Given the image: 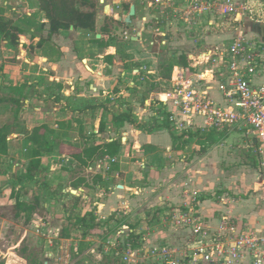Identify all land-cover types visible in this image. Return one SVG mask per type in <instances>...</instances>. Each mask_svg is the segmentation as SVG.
I'll return each mask as SVG.
<instances>
[{
	"label": "rangeland",
	"instance_id": "374dc122",
	"mask_svg": "<svg viewBox=\"0 0 264 264\" xmlns=\"http://www.w3.org/2000/svg\"><path fill=\"white\" fill-rule=\"evenodd\" d=\"M108 1L109 0H105V3ZM97 5L101 8L99 2ZM32 7H34V4L29 0H0V14L14 21L23 14L29 16L34 13L31 11ZM152 9V7L149 8L150 11H155ZM101 17V21H103L105 14L101 15ZM178 28H180V25L174 23L170 29L171 40L165 48L167 49L166 52L160 51L159 54L156 55L158 66L166 65L167 59L170 57L168 53H171L172 56L174 54L175 58L183 52L191 53L192 49L189 48V43L193 44V47L195 45L196 50L201 47L200 44L197 43L198 45H196L193 43L194 39L191 37L188 30H185V32L183 31L184 29L180 31ZM110 33L114 35L112 42H110V46L113 50L116 51L119 48L121 49L123 43L131 44L129 41L123 40L124 32H121V29H116V31L112 29ZM23 35L24 38H21V43L26 45L30 44V33L27 32ZM146 37L150 38L151 36L146 34ZM77 39L79 44L83 41V37H77ZM122 49L124 50V47ZM109 50L111 51V49H107L106 51L100 52V58L109 53ZM25 54L26 53L19 54L18 50L8 46L6 43L1 44V97H10L14 95L8 89L14 82L26 81L31 77H35L32 76L33 72L30 71L31 61L28 60ZM25 59L26 61H24ZM143 64L147 66L145 62ZM138 65H142V62H139ZM133 79L134 75L130 73L127 82L133 81L139 90L135 93L127 92L124 97L115 99L114 103L111 102V88L108 89L110 92H107V95V90H103L104 96L98 101H101V104L104 105L106 102H102V99L109 100L108 107L111 117L125 112L127 108L124 104L125 100L133 104V111L136 112L139 107L137 93L140 91L146 92L147 89L151 87V84L155 83L150 82L152 78H145L144 80L137 78L135 80ZM39 83L42 88L37 95L35 94L34 86H31L30 89L27 88L26 99H34V101L32 104H28L24 100L17 118L13 117V107L11 105H0V126H10V134L7 138L9 142L8 155L0 158V264H28V261L30 264L99 263L96 256L94 258V256L88 253L90 249H93L95 253L101 254L99 255L101 259L107 255L109 261L106 264H113L112 261H110L113 259V252L108 250L109 248L105 249L104 247L106 235L103 229L105 226L91 228L95 222L94 220L90 222L89 216H84L86 217L85 223H81L80 220L82 218H80V215H82V212L73 211V207H71L72 211L69 213V216L63 214V208L61 207L59 199L62 198L61 196L69 197L71 195L70 192L65 189L64 185H67L71 179L82 173L81 170L80 172L78 171L79 168L75 167V163L72 162L73 164L71 166L67 163L69 158L72 157L66 151L60 154L56 150L55 153L47 155L49 157L43 156V160L41 159V161L44 168L40 169L35 180H21L27 162L24 161L22 157V138H17L15 134L23 133V131L28 132V124H44L42 122L46 121L48 117V114H45V109L52 111V108L55 106L54 103H45L44 99H53L52 97L55 95H58V99H74L75 95L73 93L77 92L70 91L69 98H66L64 95L61 96L56 86H49L51 83H57L55 77H51L49 80L47 78L42 79ZM125 86L122 85L120 87L125 89ZM165 86L166 85L162 81H159L156 82V85L154 84L153 89L158 93L161 92ZM108 94L110 96H108ZM61 105L63 104L60 103L58 106ZM84 107L91 108L90 105L81 106V108ZM153 110L155 111L154 104ZM55 128L56 125L53 129ZM93 128L98 129L97 126ZM88 129L90 135H92L91 127L88 126ZM175 134L177 133L175 132ZM69 135L68 138L70 141H62V143L77 148L75 146L78 141L74 140L75 134L70 132ZM214 139L217 142L213 146H208L198 135L190 138L186 141V144L183 145L182 154L177 156L175 161H173V167L169 169V171L166 170L171 174L168 177L165 176L166 182L170 180V185L173 184L170 190L171 192L173 191L171 196H176L177 200L165 203L166 205L162 207L159 205L143 206L142 202L134 201L128 206L130 209V219H123L117 222L114 221L115 223L112 222L110 224L111 229L109 225H107L105 229L108 231L111 230L112 235H118V233H116L117 231H127L130 229V226L136 225V231L142 233L146 222L140 218L141 214L145 216L154 210L162 211L167 205L178 203L179 199H181L186 192L197 193L198 200L200 201V210L205 214L217 215L223 211L229 212L233 210V212H238V215L240 214L238 217L241 219L243 218V220L248 223H250L251 218L256 221L262 219L264 216V201H262L261 189L264 184V168L260 166L258 158L255 156L252 136L242 130L225 134H216ZM202 149L205 150L204 153L201 152ZM57 153L61 157H57ZM99 157L100 155L96 158V166L93 169L92 175L98 172H104V174L107 172L105 166H101L100 168L97 167V163L101 158ZM60 163L65 167L69 165L72 172H65L61 168ZM51 164H54L52 166L53 170H49ZM164 168L166 169V167L162 169ZM89 170L91 169H88V173H91ZM69 173L72 174L69 175ZM159 173L160 175L163 174L162 170ZM154 176L156 175H150V178H152L150 181L154 182L158 179ZM164 182L165 181L162 180L160 184ZM63 190L68 192H61ZM72 190H74L72 196L78 195V191L75 189ZM16 193L20 195L21 201L31 203L35 197H38L40 200V207H38L33 220L28 225H25L22 219H17L13 215V195ZM96 198L97 197L94 196L92 200L94 201ZM69 199L70 198H67V203L73 201L72 198ZM126 204L128 205L127 201H124L122 209ZM91 208L92 207L88 208L85 206L82 211H84V209L90 211ZM160 220L159 217H156L149 223L153 227L152 231H154V234H156L157 230L168 232L167 229H165V223ZM61 229L68 231L73 241L66 242V240H58V234ZM169 233L171 235V232ZM114 240L115 238L113 241ZM75 247L78 248V251L80 247L82 248L81 255H76L77 252L73 250Z\"/></svg>",
	"mask_w": 264,
	"mask_h": 264
},
{
	"label": "crops",
	"instance_id": "0c3cea01",
	"mask_svg": "<svg viewBox=\"0 0 264 264\" xmlns=\"http://www.w3.org/2000/svg\"><path fill=\"white\" fill-rule=\"evenodd\" d=\"M121 1L122 4L118 10V15H122L125 11H129L125 10V5H129V9L130 6L133 5L135 7V14L131 18L130 24L118 21L122 22L123 25H113L114 27L111 29H114L115 31L116 29H121V32L128 33L129 39L125 40L123 38V40H129L131 44L129 45L128 43H125V54L130 56L133 61L135 60L134 62L137 66H139V62H142V64L145 62L147 67L151 68L154 73L147 76V79L152 78L150 82H155L154 84L156 85V82L165 80L159 73L160 66L157 64L156 55L159 54L160 51L166 52L167 50L165 47L162 48L156 45H150L153 37L150 29L154 26L151 18L158 14L156 11H150L137 1ZM170 1H172L177 7H184L190 0ZM33 4L34 7L31 8V11L34 13L29 16H35L36 14L35 18L37 22L46 23L47 20L45 19L44 13L39 12L36 9L35 2H33ZM255 7V12L258 17L254 18L249 17L248 15L237 17L238 20H235L234 17H217L214 15L203 16L201 18V26L199 30L191 32L190 34L194 39L199 35L203 36L202 40L198 43L201 47L196 50V46L194 45L193 47V44L189 43V48L192 49L191 53L183 52L178 56L184 55L187 58V56L191 54H197L204 50H213L216 47L229 45L239 33L243 34L249 40L264 45V0H257ZM102 13L99 9L97 32H95L96 38L101 37L98 33V28L102 25L101 15H104V13ZM114 19L116 20V18ZM174 23L180 25L178 30H186L184 24L181 21L176 20H174L170 26H163L162 30L168 38L167 45L171 40L170 29ZM146 34L151 37H146ZM77 37H83V41H81L80 44L78 43ZM92 39L93 33H78L72 28L69 31H60L59 34L52 36L47 47L35 48L31 53L25 54L28 60L31 61L30 71L33 72L32 76L35 77H31L26 81L14 82L12 86L26 84L29 86V89L31 86H34L35 94L37 95L42 88L40 87V80L45 78L49 80L51 77H55L57 83H51L49 86H56L61 96L64 95L66 98H69L70 91L77 92L73 93L75 95L74 99H58V95L52 97L53 99H44L47 104H55L52 111L45 109V114H48V117L46 121L42 122L44 124H28V132L23 131V133H16L15 136L17 138H22V141H24L33 128L46 125L48 129L54 131L55 134L60 135L61 143L62 141L69 142L70 140L68 137L70 136V132L74 133V140L78 141L75 147L80 150L90 146H99L113 140H121L119 152L114 156L116 162L110 164L109 169L105 174L104 172H98L97 174L92 175V172L94 171L93 169L96 166L97 156L92 161H88L84 166L75 159L73 160L72 158H69L67 163H69L70 166L75 163V167L79 168L78 171L80 172L81 170L82 173L76 175L67 185H64L65 189L71 194L69 197L61 196L62 198L59 199L61 207L63 208V214L66 216L70 215L69 213L72 211L71 207H73V211L75 212H82L80 218L89 216V213L95 218L97 215L108 216L113 210H122V204L124 201H127L128 206L134 201H139L142 202L143 206L159 205L162 207L163 205H166L165 203L177 200L176 196H171L173 191L171 192L170 190L173 187V184L170 185V180L169 182H166L165 176L168 177L171 175L168 171L173 167L172 163L175 161V158L182 154V148L177 147V140H175L174 134L170 129L158 126L160 123L153 116L156 111L153 110L152 103L155 101V96L157 94V91L153 89L154 84H151V87L148 88L146 92L140 91L137 93L139 107L136 112L133 111V104L125 100L124 104L127 107L125 112L130 114L134 124L125 122L122 125H119L114 120L115 117H111L110 115V109L108 107L109 100L102 99V102H106L104 105L98 100L104 96L103 90H107L106 95L107 92H110L108 91L109 88H111L113 94H120L119 98L124 97L127 92H137L139 89H137L138 87L136 84L133 81H129V83L127 82L131 70L136 68V66H132L129 69H123V64L120 62L121 59L117 56L116 51L113 50L111 46L100 49ZM34 40V42H37L38 36L34 37ZM107 49H111V51L109 50V53L100 58L99 53L106 51ZM18 52L19 54L25 53L23 50ZM111 54H115L114 60L116 61V64L112 66L104 60L106 55ZM168 54L170 57L172 56L171 53ZM24 61H26V59ZM261 68V73L254 79V83L257 86L264 84V58L261 62ZM135 79L136 77L134 76L133 80ZM121 84L124 86L126 84L125 89L120 87L122 86ZM209 88L208 95L211 98L220 101V95L216 90L215 84L212 83L209 85ZM108 96L110 95L108 94ZM25 101L28 104H32L34 99H25ZM60 103L63 105L58 106ZM82 105H90L91 108H81ZM100 120L105 124V130L103 133L99 134L96 133L97 129H94L93 127H98ZM59 123H62L63 126L59 127ZM55 125L56 128L53 129ZM88 126L91 127V132L92 135L95 134L94 136L90 135ZM62 145L66 146L67 144L62 143ZM57 157L61 156L57 153ZM53 165L54 164H51L49 170H53ZM60 165L65 172H72L69 165L67 167L63 166L61 163ZM161 167H166V169H162ZM41 168H44L42 161ZM88 169H91L89 170L91 173H88ZM161 170L163 174L160 175L159 172ZM70 174L72 173H69V175ZM154 174L156 175L154 177H157L158 179L152 182L150 181V179H152L150 178V175ZM162 180L165 182L160 184V181ZM75 184H77V189L75 190L78 191V195L72 196L74 193V190L72 189H74ZM68 191L63 190L61 192L67 193ZM94 196L97 198L93 201L92 199ZM66 197L70 199L72 198L73 201L67 203L68 200ZM174 204L176 203H173L172 205ZM85 206L92 208L91 210L88 209L90 211H87V209L82 211ZM229 212L233 217L243 220V218L241 219L238 217L240 215H238V212H233V210ZM143 215L141 214L140 218H142ZM205 215L211 216L208 214ZM111 219L113 221V218L110 217L109 224L112 222ZM123 219H130V215L128 214ZM262 219L256 221L251 218L249 224L253 228L260 229L263 226ZM132 227L133 229H137L136 225H132ZM60 232L58 235H60ZM175 237L173 238L172 234L170 235L169 232L159 230H157L156 234H153L154 239L162 241L169 240L175 242L177 240ZM57 239L60 241L66 240V242L73 241L71 236L67 239L60 237Z\"/></svg>",
	"mask_w": 264,
	"mask_h": 264
},
{
	"label": "built area",
	"instance_id": "2783aa9c",
	"mask_svg": "<svg viewBox=\"0 0 264 264\" xmlns=\"http://www.w3.org/2000/svg\"><path fill=\"white\" fill-rule=\"evenodd\" d=\"M97 1L101 5L98 9L107 17L114 19L118 15L121 0ZM133 1L157 12L151 18L154 26L150 29L153 34L150 45L162 48H166L168 41L162 27L170 26L174 20L181 21L191 34L199 30L201 18L206 15L235 20L246 15L258 17L257 0H190L184 7H177L170 0ZM111 37H114L112 33ZM123 38L129 39L128 33L124 32ZM202 38L193 37V43H199ZM263 58L264 45L241 33L227 46L188 55L187 65H174L170 78L162 81L166 86L155 96L153 116L159 122H167L182 141L189 140L190 133L225 134L243 130L252 136L255 156L264 168V84L254 83L262 71ZM131 73L140 80L154 74L144 64ZM212 83L220 101L208 95ZM119 96L111 92V102ZM114 162L115 157L104 156L97 167L105 166L108 170ZM261 191L264 201V184ZM199 202L196 192L184 193L178 203L143 216L141 219L146 223L142 233L130 228L112 235L111 230L105 229L107 225L110 227L107 223L110 217L112 222H117L129 214L127 204L108 216L97 215L94 222L99 227L105 226L104 247L118 258V264H264V216L262 228L257 229L227 211L207 216L201 212ZM156 217L165 223L173 238L176 235L175 242L153 238L149 223ZM73 250L77 252L78 248ZM88 253L95 251L90 249ZM99 257L96 256L98 261Z\"/></svg>",
	"mask_w": 264,
	"mask_h": 264
},
{
	"label": "trees",
	"instance_id": "16d2710c",
	"mask_svg": "<svg viewBox=\"0 0 264 264\" xmlns=\"http://www.w3.org/2000/svg\"><path fill=\"white\" fill-rule=\"evenodd\" d=\"M36 4V9L39 12L44 13L46 23H39L36 21L34 15L27 16L25 14L21 15L17 20H13L0 14V46L2 43H6L8 46L15 48L20 51L23 50L25 53H31L35 48H44L48 46L49 41L52 36L59 34L60 31H69L71 27L74 31L78 33H93V42H95L100 49L108 48L110 42H112L111 28L113 25H123L122 22H118L113 18L107 16L104 17L102 25L98 28V33L101 36L96 38L95 32H97V20L99 15L98 1L97 0H29ZM125 10H129V5L124 6ZM30 33L31 43L26 45L21 43V38H24V33ZM35 33V34H34ZM45 33V35H44ZM95 34V35H94ZM38 36L37 42H34V37ZM129 41V40H128ZM130 42V41H129ZM35 43V44H34ZM125 43L121 45V49L116 50L117 56L121 59L122 68L129 69L130 67H137V64L133 61L130 56H127L122 49ZM20 48V49H19ZM115 54L106 55L104 60L107 61L109 65H115L114 60ZM174 65H187V58L184 55H180L177 58L170 57L167 59L166 65H161L160 75L164 79H169L172 73V68ZM26 84L21 85H11L8 87L9 91L13 93L10 97L0 96V105H11L13 107V117L17 118L19 112L23 106V102L26 99ZM56 98V97H55ZM114 120L122 125L125 122L134 124L131 116L128 112L120 113L115 116ZM164 128L172 129L167 122H159ZM63 126L62 123L58 125ZM105 130V124L102 120L99 121L98 129L96 133H103ZM173 133V132H172ZM10 134V126L2 125L0 126V158L8 155L9 142L8 136ZM93 134L92 136H94ZM195 135L200 136L202 140L207 143L208 146H213L217 141L214 139L216 133H190V138ZM218 135V134H217ZM178 140V148H183L186 141H182L181 136L176 137ZM121 146V140H113L111 142L103 143L99 146H90L83 150L71 147L70 145H62L60 140V135L55 134L54 131L48 129L46 125H41L33 128L27 135L26 139L23 141V160L26 161V166L24 169V174L21 180L34 181L37 173L41 169V158L43 156L51 155L58 151L62 154L66 151L73 159L79 162L81 165H86L88 161H92L96 156L100 157L109 156L114 157L118 154ZM205 152L204 149L201 151ZM79 184V183H78ZM74 189H77V184L74 185ZM14 204L12 205L13 215L17 219H22L25 225H28L33 220L34 215L37 212L38 207H40V200L38 197L33 198L31 203L20 200L19 194H14ZM90 217V222L94 220L92 214H88ZM112 221V219H111ZM81 223H85V217L80 220ZM110 223V220L107 222ZM121 223V222H120ZM119 223V224H120ZM99 224H94L91 228H97ZM133 229L132 226H130ZM60 238L67 239L69 237V232L62 229L59 235ZM131 238L134 237L132 233ZM136 239V238H134ZM82 254V248L80 247L76 255ZM92 256H99L101 254L95 253ZM113 264H118V258L112 254ZM27 259V258H26ZM105 259V260H104ZM104 260V261H103ZM28 261V259H27ZM109 261L107 255L102 257L97 264H106ZM30 264V262H27Z\"/></svg>",
	"mask_w": 264,
	"mask_h": 264
},
{
	"label": "water",
	"instance_id": "95a60500",
	"mask_svg": "<svg viewBox=\"0 0 264 264\" xmlns=\"http://www.w3.org/2000/svg\"><path fill=\"white\" fill-rule=\"evenodd\" d=\"M134 14H135V7L132 5L130 6L129 11H125L122 15H117L115 18L117 21H123L125 24H130L131 18L134 16Z\"/></svg>",
	"mask_w": 264,
	"mask_h": 264
}]
</instances>
